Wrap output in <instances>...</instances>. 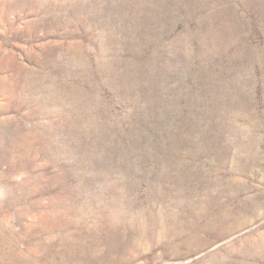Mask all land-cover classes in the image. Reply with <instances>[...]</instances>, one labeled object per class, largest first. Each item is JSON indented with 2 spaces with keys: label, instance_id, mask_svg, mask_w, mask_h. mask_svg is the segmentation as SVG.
<instances>
[{
  "label": "rangeland",
  "instance_id": "374dc122",
  "mask_svg": "<svg viewBox=\"0 0 264 264\" xmlns=\"http://www.w3.org/2000/svg\"><path fill=\"white\" fill-rule=\"evenodd\" d=\"M0 264H264V0H0Z\"/></svg>",
  "mask_w": 264,
  "mask_h": 264
}]
</instances>
